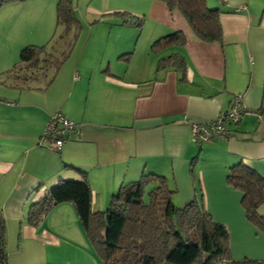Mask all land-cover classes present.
Here are the masks:
<instances>
[{"label":"crops","instance_id":"crops-1","mask_svg":"<svg viewBox=\"0 0 264 264\" xmlns=\"http://www.w3.org/2000/svg\"><path fill=\"white\" fill-rule=\"evenodd\" d=\"M34 1L0 6V215L6 221L8 264H26L41 255L47 260L48 246L59 248L63 238L72 241L65 234L74 225L87 237L68 201L53 205L36 224L27 221L30 205L51 186L60 179H81L83 173L93 211L105 208L122 182L151 172L167 183L170 178L176 194L185 188L186 201L199 189L207 211L227 214L220 221L229 229L251 225L241 192L226 175L231 164L242 162L264 177V0H205L220 11V41L200 39L179 10L160 2L151 3L160 17L147 30L145 10H137L134 2L92 7L103 18L112 17L123 37L112 29L109 35L119 46L93 59L96 51L82 50L72 63H61L46 86L41 79L25 83L7 77L18 63L19 53L17 59L14 54L25 44L9 53L4 43L12 34L5 28L10 22L35 21L34 6L20 18L22 8ZM11 8L13 13L3 14ZM126 14L136 21H123ZM175 31L182 40L152 47ZM170 55L177 65L158 67ZM237 94L251 112L228 121L226 135L195 143L191 125L229 109ZM57 110L78 127L58 152L37 145L46 120ZM257 211L264 215V203ZM8 222L16 225L10 230Z\"/></svg>","mask_w":264,"mask_h":264},{"label":"trees","instance_id":"trees-1","mask_svg":"<svg viewBox=\"0 0 264 264\" xmlns=\"http://www.w3.org/2000/svg\"><path fill=\"white\" fill-rule=\"evenodd\" d=\"M15 1L22 0H0V6ZM162 1L170 10H179L200 39L221 40L218 8L208 7L205 0ZM117 13L125 14L120 11ZM128 15L130 19L136 20L133 15ZM73 17L70 0H58L56 25L63 23L69 29ZM67 29L56 35L57 39H62ZM182 39L181 33L175 31L158 38L152 47ZM52 42L51 38L48 43ZM72 44L73 40L69 41L65 50L55 58L49 55L56 50L53 48L50 53L46 44L23 46L19 52V62L7 71V77L21 78L25 83L37 81L42 78V71L48 65L52 66L55 74ZM167 64H176L174 56L161 58L158 67ZM73 132L69 133L65 141ZM40 136L37 145L48 149L39 143ZM60 149L52 151L58 152ZM82 175L81 179L58 180L44 196L30 205L27 221L36 224L53 205L71 202L81 228L89 241L98 248L106 264H264V260L233 259L229 253L228 230L204 208L202 195L200 199L192 198L182 207L176 206L170 198L174 189L169 188L163 175L143 173L135 180L122 182L111 194L106 207L95 211L91 209L92 194L88 180L84 173ZM226 180L240 190L245 218L264 232V215L257 211L264 203V177L238 162L228 167ZM146 188L149 189L147 201L144 199ZM4 223L0 215V264H8Z\"/></svg>","mask_w":264,"mask_h":264},{"label":"rangeland","instance_id":"rangeland-1","mask_svg":"<svg viewBox=\"0 0 264 264\" xmlns=\"http://www.w3.org/2000/svg\"><path fill=\"white\" fill-rule=\"evenodd\" d=\"M58 0H36L31 4H28L22 8L21 15L28 14L31 7L34 6L36 8L35 21L27 20L26 24L20 22V24L14 25L10 22L9 26L5 28V32L12 34V36L6 37V42L4 43L7 46V51L9 53L13 52V48L16 46L18 51L22 45H26L28 42H35L37 45H45L48 49H50V53L56 50L54 54L49 55L50 58L59 57L61 52L65 50L64 48L67 47L69 41L73 40L72 47L70 48L67 56L62 60V64L65 62H73L74 59L76 60L77 56L82 52V50L87 53L90 49L96 51V55H92L91 59L94 56H102L106 51L110 52L111 48L117 45L116 40H112L114 38L113 35H109V29L112 31H117L118 38L123 37L121 32H119V28L114 25V20H110L112 17L101 16L98 15L97 12H94L91 8L95 7L97 9H104L107 5L117 4L123 5L121 3L125 2L124 4H128L134 2V5L137 10L144 9L145 15V22H144V29H148L149 27L156 24L155 20L160 17V13L157 10V7L151 6L152 2L160 4H166L164 1L160 0H70V5L73 10V19L70 20V27L69 29L65 28V24L56 25V3ZM208 2V1H207ZM208 6V5H207ZM210 7V6H208ZM264 7V6H262ZM262 7L259 8V11L262 10ZM16 8V7H15ZM6 9L4 10L3 14L6 16L14 12L13 9ZM17 8V9H18ZM38 8L40 11H38ZM168 11L167 7H165ZM133 8V10H136ZM2 13H0L1 16ZM142 14V12H141ZM132 15V14H131ZM169 18L171 15H166ZM126 18L128 21H136L130 19L129 15L126 14ZM155 19V20H154ZM118 21V20H117ZM2 21L0 20V28H1ZM14 25V26H13ZM35 25V27H33ZM117 28V29H116ZM67 29V34L63 36L62 39H57L56 35L62 34L63 31ZM119 32V33H118ZM41 33V34H40ZM65 34V33H64ZM116 36V39H117ZM128 38L131 37V34H127ZM53 39L52 43H48L50 39ZM23 42V43H22ZM128 42V41H127ZM126 42V43H127ZM133 43V41H131ZM128 45H131L129 42ZM105 52H102L104 51ZM18 53L14 54V59L18 58ZM49 53V54H50ZM48 58V57H47ZM84 59L81 58V60ZM19 62V59L17 60ZM52 66L48 65L46 70L42 71V78L43 81L42 85H47V81L54 76V70L52 71ZM57 71V70H56ZM46 73L43 75V73ZM52 72V73H51ZM51 74V77H50ZM45 78V79H44ZM228 110V109H227ZM225 112V111H223ZM171 177V176H170ZM127 182V181H126ZM169 188L173 189L175 186L174 182L168 178ZM180 193L176 194L175 192L170 193L171 201L176 206H181L187 202L185 200L186 192L185 188H180ZM200 190L197 189V196L196 198L200 199ZM144 199L147 201L149 199V189L146 188L144 192ZM191 200V199H190ZM189 201V200H188ZM105 205V206H104ZM106 207V202L103 204ZM182 207V206H181ZM213 219L220 221V217H224L225 212L218 213L216 211L211 213ZM3 217V215L1 214ZM4 221L5 218L3 217ZM250 223V222H249ZM5 235L7 236V228H6V221H5ZM11 224L16 225L15 222H8V228L10 230L13 228ZM224 224V223H223ZM251 224V223H250ZM239 227V226H237ZM74 228H70L69 231L71 233L65 234L66 239L71 238L72 241H67L65 238L62 240L60 239V247L56 249H49L50 246L47 247L46 258L44 256L37 257L35 256L34 259H29L26 261V264H106L103 260L102 255L99 253L98 248L93 245L87 237H85L80 231L82 235H79V231H77L76 226ZM228 230V245H229V253L233 259H257V260H264V232L260 229L255 227L254 225H249L245 227H241L238 229L231 228ZM16 230V229H15ZM74 230V231H72ZM80 230V229H79ZM13 232V237L14 238ZM16 238V235H15ZM16 240H10L12 242V246H14ZM88 248V251L87 249ZM7 250V249H6ZM10 254H8V257ZM31 254H29V257ZM9 260V259H8ZM45 262V263H44ZM89 262V263H88ZM17 264V262H16ZM20 264H23L20 262Z\"/></svg>","mask_w":264,"mask_h":264},{"label":"built area","instance_id":"built-area-1","mask_svg":"<svg viewBox=\"0 0 264 264\" xmlns=\"http://www.w3.org/2000/svg\"><path fill=\"white\" fill-rule=\"evenodd\" d=\"M76 78V76H74ZM250 110L242 106L241 96L234 95L230 101L229 109L218 114L206 123H194L191 125V135L195 143L201 144L210 141L213 137L226 135L228 121H237L242 113H249ZM78 130L77 124L67 118L59 110L49 115L39 143L51 150H59L69 133Z\"/></svg>","mask_w":264,"mask_h":264}]
</instances>
